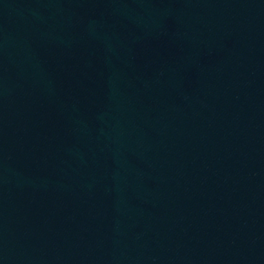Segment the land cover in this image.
Returning a JSON list of instances; mask_svg holds the SVG:
<instances>
[{"label":"water","instance_id":"obj_1","mask_svg":"<svg viewBox=\"0 0 264 264\" xmlns=\"http://www.w3.org/2000/svg\"><path fill=\"white\" fill-rule=\"evenodd\" d=\"M0 264H264V0H0Z\"/></svg>","mask_w":264,"mask_h":264}]
</instances>
